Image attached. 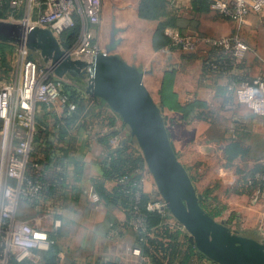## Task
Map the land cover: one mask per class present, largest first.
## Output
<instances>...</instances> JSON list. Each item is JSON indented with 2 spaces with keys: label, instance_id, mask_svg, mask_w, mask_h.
Here are the masks:
<instances>
[{
  "label": "crops",
  "instance_id": "0c3cea01",
  "mask_svg": "<svg viewBox=\"0 0 264 264\" xmlns=\"http://www.w3.org/2000/svg\"><path fill=\"white\" fill-rule=\"evenodd\" d=\"M139 1L119 0L118 7L112 10L108 17H103L104 30L98 32L99 38L95 40L101 53L115 55L122 59L118 50L123 44L127 45L131 54V50L136 46L135 33L137 32H140V38L147 37L150 42V35L155 29L156 22L138 19ZM169 3L170 10L174 11L179 18L192 17L190 0H169ZM37 12V9H31L30 16L25 13V17L35 19ZM212 15L213 11H210L198 16V23L191 22L190 30L186 34L206 35L203 32H214L218 21L216 18H208ZM135 26L139 28L135 29ZM221 35L227 36L225 33L208 36ZM214 52L216 51L206 47H201L194 52H182L178 48L165 46L153 53L148 64L145 61L143 68L138 69L144 72L146 68L152 67V70L158 73L166 69H174L173 90L178 101L184 104L197 99L206 103L207 107L203 110L204 119L189 123L182 122L181 114L177 112L165 110L162 113L169 142L182 166L184 162L180 159L181 154L184 159L192 157L211 159L218 155L227 138L224 133L227 119H231L233 125L239 127L240 137L237 140L242 144H249L251 139L256 140L255 143L264 156V121H256L247 113V110L240 108L239 111L241 106L235 107V99L224 93V83L228 74L231 75V73L212 75L207 71L206 63L217 58V53ZM28 54L36 56L34 61L38 58L42 65L46 66L38 53L28 52ZM250 62L247 60L238 65L232 75L253 83L258 78L250 82L248 76L254 74L251 71L253 64ZM61 80L66 84L71 83L66 78ZM9 81H1L0 88ZM72 86H75V83ZM154 89L157 90V88ZM88 98L91 99L86 109L88 114L74 124L64 141H58L56 138L55 134L58 130L54 127L55 116L42 105L37 107V120L48 126L47 141L57 149L58 155H63L60 151L62 149L69 158L66 161L64 180L58 194L50 196L45 192L43 199L37 203L20 200L16 217L20 222L29 221L48 230L50 236L55 237L61 264H100L105 261L139 264V259L131 253L132 249H138L136 245L139 233L127 223V215L121 206L118 203H106L96 192L95 186L109 192L115 187L112 179L105 178L108 156L106 148L100 141L106 133L111 131L110 122H114V130L118 131L117 135L120 139L127 141L135 154L140 153L129 129L119 116L106 104L94 102L92 99L95 98ZM43 158V154L34 149L32 163L35 170L43 169V165L40 164ZM261 159L259 162L264 168V158ZM143 192L151 197L155 196L154 182L149 173H144ZM92 195H96L99 200L94 201ZM226 202L234 206L236 212L242 215L251 231H256V234L262 232L263 197H259L258 194L255 197L234 196ZM54 219L61 221L60 228L55 232L52 231ZM166 223L171 228L185 231L173 217ZM244 237L252 238L253 236L250 234ZM27 261L32 264H42L41 254L33 251Z\"/></svg>",
  "mask_w": 264,
  "mask_h": 264
},
{
  "label": "built area",
  "instance_id": "2783aa9c",
  "mask_svg": "<svg viewBox=\"0 0 264 264\" xmlns=\"http://www.w3.org/2000/svg\"><path fill=\"white\" fill-rule=\"evenodd\" d=\"M76 1H79L77 13L82 19V31L76 45L68 51L72 59L89 61L101 53L92 29L100 22L102 0H11L10 7L14 11L23 9L29 16L31 9H37L36 18L26 17L23 23L49 29L57 37L71 26ZM210 1L211 11L236 23H242L251 10L264 7V0ZM166 35L169 47L182 52H194L201 47L216 51L217 58L206 63L207 71L212 75L231 73L224 83L227 94L252 115L264 119V80L258 78L249 83L232 75L250 51L248 45L230 35H182L175 29H167ZM17 48L12 78L0 88V264H9L11 260L23 264L33 251L46 252L54 243L48 230L29 221H18L17 208L20 200L40 202L50 185L32 163L34 137L39 129L44 130V125L36 119L37 107L42 105L57 117L62 114L66 117L75 110V105L61 92L63 81L54 78L47 66L29 60L24 46ZM235 135V126H231L228 138L235 139ZM121 141L118 135L113 136L110 147H119ZM137 150L141 155L139 147ZM144 173H149L146 166L134 175L126 173L115 182L123 193L131 195L129 225L135 231L145 229V216L139 209ZM254 179L264 181V175H256ZM92 199L99 200L96 195ZM146 211L163 214L165 203L158 197L146 205ZM60 226L59 219L52 220L53 232ZM131 253L139 259V264H150L139 249H132Z\"/></svg>",
  "mask_w": 264,
  "mask_h": 264
},
{
  "label": "water",
  "instance_id": "95a60500",
  "mask_svg": "<svg viewBox=\"0 0 264 264\" xmlns=\"http://www.w3.org/2000/svg\"><path fill=\"white\" fill-rule=\"evenodd\" d=\"M0 42L38 53L52 75L81 83L84 94L102 100L128 127L159 197L192 238L196 249L217 264H264V239L232 232L198 203L193 184L178 161L164 119L143 83L144 74L115 55L72 59L49 29L0 20Z\"/></svg>",
  "mask_w": 264,
  "mask_h": 264
},
{
  "label": "trees",
  "instance_id": "16d2710c",
  "mask_svg": "<svg viewBox=\"0 0 264 264\" xmlns=\"http://www.w3.org/2000/svg\"><path fill=\"white\" fill-rule=\"evenodd\" d=\"M10 1L0 0V20H9L11 18L18 20L23 16V9L14 11L10 7ZM210 4V0H190L192 17L183 19L179 18L174 11L170 10L169 0H140L137 6V17L140 20L156 22L151 40V46L155 52L170 45L169 38L166 35L167 29H175L180 34L187 35L186 33L190 30L191 22L198 23V16L211 11ZM71 19L72 25L61 31L57 37L60 46L64 50H70L76 45L82 31V19L80 15L73 12ZM15 53H17V46L0 42V82L10 80L13 72L11 60ZM27 58L34 61L31 54H28ZM142 73L144 76L147 75L150 78L147 80L148 84L143 80L146 89L150 92L149 87L157 88L155 92L156 100L154 102L160 109L161 114L165 110L177 112L181 114V121L185 123L204 119L205 115L203 110L207 107L205 102L194 99L181 104L178 101V97L173 90L174 69H166L158 73L150 67ZM74 83H63L61 87V92L67 96L70 103L75 105V110L66 117L63 114L60 117L55 116L54 127L58 130L55 134L58 141H64L74 124L88 114L86 109L91 99L84 95L81 83H75V86H72ZM223 89L225 91L224 93H227L226 89ZM92 100L105 104L98 98ZM42 125H44V130L39 129L34 137V149L41 152L44 156L43 161H40V164L43 165L41 173L47 177L50 184L45 188L44 193L46 192V194L54 196L61 189L64 180L63 175L66 171V161L69 156L62 149L60 151L63 155L60 156L57 154V149L47 141L49 135L48 126L43 122ZM109 127L111 131L106 133L100 141L106 148L108 156V167L105 170V178L112 179L116 182L126 173L134 175L135 171H141L145 165L141 155L135 154L130 149L131 147L127 141L122 140L120 146L115 149L110 147V140L118 134V131L114 130L113 121L109 123ZM235 133V139H231L228 152L234 149L233 147H239L241 145V142L237 140L240 137V132L239 127L236 125ZM43 144H45L44 147H41ZM190 180L192 181L191 178ZM95 190L106 203H118L126 213L127 223L129 224L128 209L131 203V195L123 193L120 187L116 185L110 192L99 188V186H95ZM156 197L158 198L159 195L156 194ZM197 198L200 207L210 217L215 218V216L220 214V212L215 214L209 213L203 205L201 196L197 195ZM152 199L153 197L148 194L141 193L139 209L145 216V229L144 231H137L139 237L137 238L136 245L141 255L150 264H215L196 249L192 238L185 231L171 228L166 223L171 218L167 212L161 214L146 211V205L153 201ZM51 238L54 243L49 247L48 251L39 253L41 254V262L42 264H61L59 258L60 251L56 244V239L55 237ZM9 264L17 263L11 260ZM23 264L32 263L26 260ZM100 264L118 263L105 261Z\"/></svg>",
  "mask_w": 264,
  "mask_h": 264
},
{
  "label": "rangeland",
  "instance_id": "374dc122",
  "mask_svg": "<svg viewBox=\"0 0 264 264\" xmlns=\"http://www.w3.org/2000/svg\"><path fill=\"white\" fill-rule=\"evenodd\" d=\"M119 0H103L102 1V10L100 15V22L97 26L93 27L92 31L95 34V40L99 38V31L104 30V24L102 23L103 17H108V15L118 7ZM79 7V1H76L74 12L77 13ZM24 12V10H23ZM78 14V13H77ZM207 17V16H206ZM25 13L21 19H9L3 21H14V22H24ZM208 18H216L218 21L216 30L217 32L205 33L206 35H213L217 33H225L230 36H235L242 40L246 45H248L250 51L248 52L244 61L250 60L253 64L252 72L254 74H249L250 82L253 79L259 78L264 80V7L257 10H251L247 15L245 20L242 23H236L232 20H229L218 13L213 12L212 16ZM72 25V19H70ZM207 23L208 20H207ZM103 27V28H102ZM143 28V26H141ZM139 28L135 26V29ZM102 30V32H103ZM154 31V30H153ZM61 32H59L60 34ZM139 33H135V42L136 46L131 50L129 54V49L127 45H120L118 53L121 58L128 65L135 67L136 69H142L143 63H149V60L153 57V49L151 46L152 34L149 38L141 36ZM57 34V37L58 35ZM104 34V33H103ZM144 35V32H142ZM94 40V42H95ZM149 42V44H148ZM18 49V48H17ZM27 51V55H28ZM216 53V52H214ZM16 54V53H15ZM15 54L12 57L11 64L14 65ZM32 55V54H31ZM36 59V56L32 55ZM121 59V60H122ZM37 64L42 65L40 59L37 58L35 61ZM238 64V65H240ZM146 68L144 71H146ZM141 71V70H140ZM147 76V75H146ZM143 76V80L148 84V77ZM150 95L153 100H156V93L154 87H149ZM238 106L237 103H235ZM240 106V105H239ZM243 110H247L245 107H239ZM247 113L256 121H264L260 119L247 110ZM243 115V114H239ZM259 123V122H257ZM234 126L231 119H227L226 125L224 127V133L227 136L225 143L222 146L221 151L211 159L206 158H195L180 159L184 162V168L188 173L189 178L192 179V184L195 189L196 195L201 196L203 205L209 213L215 214L220 212L219 215L215 216V219L218 223H222L227 226L232 232L237 233L240 236L252 235V239L262 240L264 239V227L260 234H256V231H251L249 226L244 221V218L240 213L236 212L234 206L228 205L227 200L234 196L245 195L247 197H255L257 194L259 197L264 199V181H257L254 179L256 175L263 174L264 168L259 160L264 158L262 151L258 149L256 140H250L248 143H240L239 147H233L230 152H228V147L231 144V139L228 138V129ZM127 127V126H126ZM222 127V126H221ZM128 129V127H127ZM136 147H138L135 141ZM142 157V156H141ZM150 175V174H149ZM155 186V184H154ZM157 189L155 186V192L153 196V201L157 199L156 197Z\"/></svg>",
  "mask_w": 264,
  "mask_h": 264
}]
</instances>
